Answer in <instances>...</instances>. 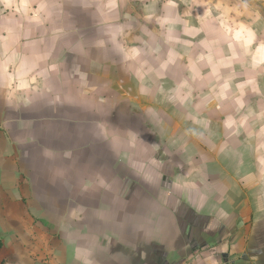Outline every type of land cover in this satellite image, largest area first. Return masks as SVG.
I'll return each instance as SVG.
<instances>
[{
	"label": "crops",
	"instance_id": "crops-1",
	"mask_svg": "<svg viewBox=\"0 0 264 264\" xmlns=\"http://www.w3.org/2000/svg\"><path fill=\"white\" fill-rule=\"evenodd\" d=\"M183 9L187 24L166 0H0L14 251L264 264V0Z\"/></svg>",
	"mask_w": 264,
	"mask_h": 264
},
{
	"label": "rangeland",
	"instance_id": "rangeland-1",
	"mask_svg": "<svg viewBox=\"0 0 264 264\" xmlns=\"http://www.w3.org/2000/svg\"><path fill=\"white\" fill-rule=\"evenodd\" d=\"M151 1V0H150ZM170 7L174 9V17L177 21L184 23V17L181 15L183 8L190 4V0H166ZM123 4L130 3L131 0H122ZM182 16V17H181ZM184 24H187L185 22ZM183 25V24H182ZM187 31L189 29L187 28ZM0 237L2 240V245L0 247V264H46L45 260H38V251L35 248L26 246L25 251H14V237L12 233H3L0 229ZM44 257V256H43ZM38 260V261H37Z\"/></svg>",
	"mask_w": 264,
	"mask_h": 264
},
{
	"label": "trees",
	"instance_id": "trees-1",
	"mask_svg": "<svg viewBox=\"0 0 264 264\" xmlns=\"http://www.w3.org/2000/svg\"><path fill=\"white\" fill-rule=\"evenodd\" d=\"M1 245H2V240H1V237H0V247H1Z\"/></svg>",
	"mask_w": 264,
	"mask_h": 264
},
{
	"label": "water",
	"instance_id": "water-1",
	"mask_svg": "<svg viewBox=\"0 0 264 264\" xmlns=\"http://www.w3.org/2000/svg\"><path fill=\"white\" fill-rule=\"evenodd\" d=\"M241 222V221H240Z\"/></svg>",
	"mask_w": 264,
	"mask_h": 264
}]
</instances>
